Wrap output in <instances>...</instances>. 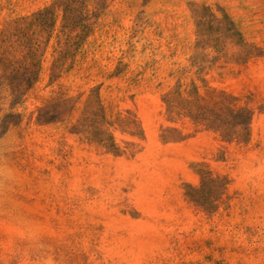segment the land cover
Returning <instances> with one entry per match:
<instances>
[{"label":"rangeland","instance_id":"obj_1","mask_svg":"<svg viewBox=\"0 0 264 264\" xmlns=\"http://www.w3.org/2000/svg\"><path fill=\"white\" fill-rule=\"evenodd\" d=\"M0 264H264V0H0Z\"/></svg>","mask_w":264,"mask_h":264},{"label":"trees","instance_id":"obj_2","mask_svg":"<svg viewBox=\"0 0 264 264\" xmlns=\"http://www.w3.org/2000/svg\"><path fill=\"white\" fill-rule=\"evenodd\" d=\"M47 9H45L43 12H39V13H37V15L39 16L40 14H42V13H47ZM201 177H202V180L204 181H211V174H207V173H201ZM194 200V199H193ZM196 202V201H195ZM198 202V201H197ZM200 204V203H199ZM207 204H211V203H207Z\"/></svg>","mask_w":264,"mask_h":264}]
</instances>
